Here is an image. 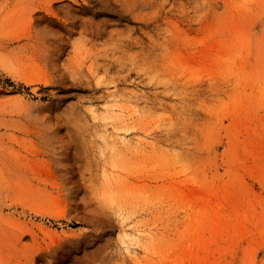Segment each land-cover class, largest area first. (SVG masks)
I'll list each match as a JSON object with an SVG mask.
<instances>
[{
    "label": "rangeland",
    "instance_id": "1",
    "mask_svg": "<svg viewBox=\"0 0 264 264\" xmlns=\"http://www.w3.org/2000/svg\"><path fill=\"white\" fill-rule=\"evenodd\" d=\"M0 264H264V0H0Z\"/></svg>",
    "mask_w": 264,
    "mask_h": 264
},
{
    "label": "bare ground",
    "instance_id": "2",
    "mask_svg": "<svg viewBox=\"0 0 264 264\" xmlns=\"http://www.w3.org/2000/svg\"><path fill=\"white\" fill-rule=\"evenodd\" d=\"M132 112V111H131ZM136 112V111H135ZM147 139H148V137H147ZM126 140V139H125ZM149 140V139H148ZM144 142V141H143ZM136 232V231H135ZM137 233V232H136ZM138 235V234H137ZM129 237V240L132 242V244L133 245H135V244H138L137 243V241H136V239L135 238H131L130 236H128ZM138 238V237H137ZM134 240H135V242H134ZM125 242V241H124ZM126 243V242H125ZM127 245H128V243H127ZM140 246V245H139ZM130 246H128V248H129ZM128 248H126V249H128ZM133 248H134V246H133ZM140 248V247H139ZM131 249H132V247H131ZM143 249V248H142ZM133 251V250H132ZM138 254V253H137Z\"/></svg>",
    "mask_w": 264,
    "mask_h": 264
}]
</instances>
